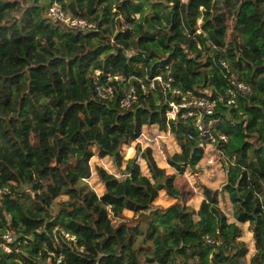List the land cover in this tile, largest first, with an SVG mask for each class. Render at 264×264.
Segmentation results:
<instances>
[{
	"label": "trees",
	"instance_id": "16d2710c",
	"mask_svg": "<svg viewBox=\"0 0 264 264\" xmlns=\"http://www.w3.org/2000/svg\"><path fill=\"white\" fill-rule=\"evenodd\" d=\"M53 2L0 0V264H264V0H58L95 31L50 21ZM222 62L250 89L231 106ZM167 70L182 96H165L159 84L144 94ZM97 82L119 97L134 87L132 107L99 97ZM211 95L213 131L228 138L221 151L234 222L210 189L191 207L185 173L204 159L197 119H183L184 109L166 117L183 96ZM152 126L178 144L172 174L149 147L138 146L149 176L137 157L123 161ZM96 154L120 174L95 168L101 195L88 183ZM162 192L175 200L166 209L154 206ZM244 224L255 244L249 259ZM6 232L20 243L11 254L1 247Z\"/></svg>",
	"mask_w": 264,
	"mask_h": 264
},
{
	"label": "built area",
	"instance_id": "2783aa9c",
	"mask_svg": "<svg viewBox=\"0 0 264 264\" xmlns=\"http://www.w3.org/2000/svg\"><path fill=\"white\" fill-rule=\"evenodd\" d=\"M47 18L52 22H59L69 30H87L95 31V27L92 23L84 19H74L70 17L61 7L58 1L54 0L53 4L50 6L47 12ZM125 28V27H123ZM200 33V31H198ZM221 66L225 69V77H227L232 88L227 92V106H231L235 102V97L237 93L247 94L250 89L247 85L238 81L237 75L232 73L228 64L222 62ZM99 72H96V78L99 77ZM118 80V78H116ZM109 81V79L107 80ZM156 84H159L163 94L166 96L170 94L173 98L178 96L181 97V92L174 88V78L172 77L171 71L167 70L165 77L157 76L152 80L150 88H145L142 86V91L144 94L148 95L152 90L156 89ZM96 92L99 97L107 101L117 100L119 106L122 109L131 108L136 99V90L134 87H130L124 90L122 95L119 97L117 95V89L110 85H100L96 83ZM170 110L166 113L167 119L175 120L181 110H189L188 113H184L182 118L187 119L188 117H196L195 128L197 130L198 136V147L204 150V158L208 152L215 153L223 162L226 164V159L222 154L221 147L228 143V138L223 134H215L213 131L215 121L212 119L215 115V110L217 108V100L211 96L205 98H197L195 96H183L181 103H170ZM190 136V139H193ZM227 167V165H226ZM5 192L0 191V200L3 198ZM62 236L65 239L71 241L74 245L77 244V238L64 231H61ZM4 243L1 245L3 251L7 254H11L18 251L20 243L11 232H6L3 236ZM208 242H212L208 240ZM15 246V249L12 247ZM57 263L61 262V257L57 258Z\"/></svg>",
	"mask_w": 264,
	"mask_h": 264
},
{
	"label": "rangeland",
	"instance_id": "374dc122",
	"mask_svg": "<svg viewBox=\"0 0 264 264\" xmlns=\"http://www.w3.org/2000/svg\"><path fill=\"white\" fill-rule=\"evenodd\" d=\"M58 1V0H56ZM59 3V2H58ZM70 16V15H69ZM71 17V16H70ZM175 138L171 136L170 133L161 132L156 126L145 127L143 134L140 139L135 142L131 147L124 148L121 152L123 161L126 163L128 160L137 157L138 164L141 167L142 173L146 176H149L148 170L145 166V162L140 158L138 154V146L142 150L146 148H152L153 156L160 168L167 169V172L172 174L175 171L170 168L167 163L168 156H172L176 153L177 146L174 141ZM129 149L131 151L129 152ZM92 164V177L88 180V183L92 189L98 194L101 195L103 192V186L99 182L95 168L97 166L104 168L108 173L120 175L117 172L115 166V160L110 157H100L98 154L91 160ZM123 164V169L125 168ZM185 179L189 182L190 186L195 190V197L190 202L191 207L194 210H198L201 202L204 199V190L210 189L213 192L218 193L219 197V206L224 214L229 219V222H234L232 207L229 201L228 195L224 191V186L227 181V172L225 170L224 162L213 152H208L205 158L200 162L197 172L192 174L190 171L185 173ZM66 198H61L59 200H65ZM175 200L166 196L165 193H160L159 197L154 202L155 208L166 209L173 205ZM124 215L127 218H133L135 215L132 212L125 211ZM243 231V236L241 241L244 242L249 250V257L255 251L254 239L252 236L251 229L248 224L239 225Z\"/></svg>",
	"mask_w": 264,
	"mask_h": 264
},
{
	"label": "crops",
	"instance_id": "0c3cea01",
	"mask_svg": "<svg viewBox=\"0 0 264 264\" xmlns=\"http://www.w3.org/2000/svg\"><path fill=\"white\" fill-rule=\"evenodd\" d=\"M172 136V135H171ZM173 137V136H172ZM176 142V140H174ZM176 146L178 145L177 142L175 143ZM180 150H179V147L177 146V150H176V153H178ZM167 170V169H166Z\"/></svg>",
	"mask_w": 264,
	"mask_h": 264
}]
</instances>
